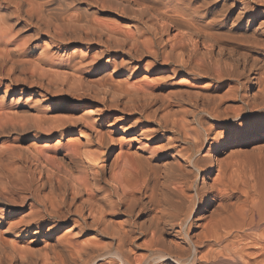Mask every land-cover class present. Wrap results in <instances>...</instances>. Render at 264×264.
<instances>
[{"label":"bare ground","instance_id":"obj_1","mask_svg":"<svg viewBox=\"0 0 264 264\" xmlns=\"http://www.w3.org/2000/svg\"><path fill=\"white\" fill-rule=\"evenodd\" d=\"M56 90L89 114H48ZM0 91V264H264V0H0Z\"/></svg>","mask_w":264,"mask_h":264},{"label":"rangeland","instance_id":"obj_2","mask_svg":"<svg viewBox=\"0 0 264 264\" xmlns=\"http://www.w3.org/2000/svg\"><path fill=\"white\" fill-rule=\"evenodd\" d=\"M101 18L108 20V21H113L115 20V18L111 17V15H107V14H101L100 15ZM123 26L127 27V22H122ZM126 24V25H125ZM28 33H24L23 36L27 37ZM50 48L47 50V52L45 53V60L46 62H42L39 63L33 59L32 62L30 64L27 65L26 67V71L30 74L34 76V80L29 84V86H27L23 92H19L18 88H21L22 86H18L16 88H14V91H11L8 96L6 97V104L9 106H14L15 110L17 111V114L22 117L23 115H29V113L27 112V109L32 110L31 109V105L34 103L35 98H37V95L32 94V92L30 91H35L37 92L38 90L43 92V89L46 86H43L44 88L41 89L39 88V86H41V83L45 84L48 80H51V78H53L54 80V69L56 68V64H65L68 60V56L70 55L69 53L72 51L73 45H69L68 50H65V48H63L65 45L61 44L59 45V50H55V47H52L53 45H49ZM37 51V50H36ZM34 58H37L36 56H34ZM99 73L95 74V73H88V75H86V77L84 78V80L86 81V83L88 84H92L94 82H98V75ZM65 90V88L63 89ZM2 94V91H0V95ZM51 99H50V98ZM44 108L47 109L48 114L52 115L54 118H61V119H66L67 121H69L70 123H75L78 121H81L82 118V114L87 112L86 114H89V111L91 110V104L89 103V101H87L86 103L77 101L74 102L72 99L68 98L67 95H65L62 91L56 90L53 95L48 96V99H46L44 101ZM80 127V126H79ZM78 127V128H79ZM106 127L102 128L103 130H105ZM70 135H72V137H76L78 136V132L74 131L72 133L67 134V138L71 137ZM119 133H115V136H118ZM131 135H127V137H130ZM29 140H31L30 136L26 137V140L23 141V143H29ZM11 142V138L9 137H1L0 138V149L2 147H4L7 143ZM56 142V140L54 141ZM162 141L160 139H157L156 141H154L151 146L152 147H157V149L161 146ZM131 148H135V146H131L130 144L126 143L125 144V149L127 151L130 150ZM246 149L247 150V156L249 157H257L259 156V152L255 151V147L254 145H252V143L250 145L241 147H238V152L233 153V152H228L226 155H223L222 159L223 160H227V161H233V162H237L241 160V167H240V163L239 165L236 166V169L233 168V174L235 175V178H239V177H248L250 175V178L253 177V174L255 172V170L253 169L252 165L248 164L247 157L244 156L241 152L242 149ZM261 150H264L263 146H260ZM120 148L118 146V144H116V146L114 147V151L111 152L112 154L106 159V162L108 164H114L115 163V159H116V154L119 152ZM60 151H64L62 148H60ZM238 154V155H235ZM242 154V155H241ZM256 154V155H253ZM241 155V156H239ZM104 156V155H101ZM103 158V157H101ZM101 158H99L96 162H97V166H102L103 162L101 160ZM245 162V163H244ZM248 164L247 166H245L244 164ZM245 166V168H243ZM249 166V167H248ZM240 167V168H239ZM248 167V168H246ZM252 167V168H250ZM255 168V167H254ZM235 169V171H234ZM253 170V171H252ZM218 171H216L214 173V176H217ZM249 178V177H248ZM4 206L3 204L0 203V208L2 209ZM8 209V210H7ZM6 212L7 214H11L13 212L16 211V209L13 208H7ZM18 216V215H16ZM0 230H3V227L0 225ZM2 231H0V240L2 239Z\"/></svg>","mask_w":264,"mask_h":264}]
</instances>
